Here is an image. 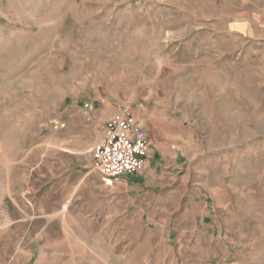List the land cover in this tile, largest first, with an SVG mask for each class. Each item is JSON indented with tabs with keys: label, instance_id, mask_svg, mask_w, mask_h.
<instances>
[{
	"label": "rangeland",
	"instance_id": "1",
	"mask_svg": "<svg viewBox=\"0 0 264 264\" xmlns=\"http://www.w3.org/2000/svg\"><path fill=\"white\" fill-rule=\"evenodd\" d=\"M0 264H264V0H0Z\"/></svg>",
	"mask_w": 264,
	"mask_h": 264
},
{
	"label": "built area",
	"instance_id": "2",
	"mask_svg": "<svg viewBox=\"0 0 264 264\" xmlns=\"http://www.w3.org/2000/svg\"><path fill=\"white\" fill-rule=\"evenodd\" d=\"M97 171L104 177L134 175L146 165L149 143L131 101L122 102L105 122L103 135L92 147Z\"/></svg>",
	"mask_w": 264,
	"mask_h": 264
},
{
	"label": "crops",
	"instance_id": "3",
	"mask_svg": "<svg viewBox=\"0 0 264 264\" xmlns=\"http://www.w3.org/2000/svg\"><path fill=\"white\" fill-rule=\"evenodd\" d=\"M109 119V118H108ZM107 119V120H108ZM106 120V121H107ZM105 121V122H106ZM105 124V123H104ZM144 127V126H143ZM145 129V128H144ZM145 131H147L146 129H145ZM147 134H148V143H149V146L151 147V144H152V138H151V136H150V134H149V132L147 131ZM93 146V145H92ZM151 150V149H150ZM94 158V163L91 161V167L92 168H96V163H95V156L93 157ZM149 158H150V155L148 156V158L146 159V162L147 163H151V160H149ZM149 161V162H148ZM134 175H136V174H134ZM133 175H127V176H123V177H129V178H131ZM87 177V178H86ZM89 176H88V174H85L81 179H82V182H84L85 180V183L88 181V178ZM81 181L79 182V183H82ZM66 195H68V194H66ZM74 196H75V191L74 192H71L70 194H69V196H68V198H67V202H65L64 204H63V208H66V206L69 204V202H71V200L74 198Z\"/></svg>",
	"mask_w": 264,
	"mask_h": 264
}]
</instances>
